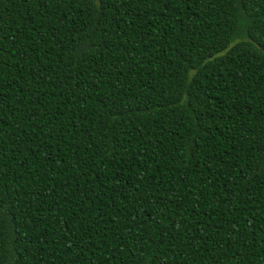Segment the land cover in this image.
<instances>
[{
    "label": "trees",
    "instance_id": "obj_1",
    "mask_svg": "<svg viewBox=\"0 0 264 264\" xmlns=\"http://www.w3.org/2000/svg\"><path fill=\"white\" fill-rule=\"evenodd\" d=\"M0 264H264V0H0Z\"/></svg>",
    "mask_w": 264,
    "mask_h": 264
}]
</instances>
